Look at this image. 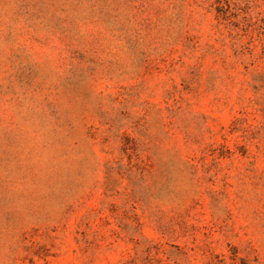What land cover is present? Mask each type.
I'll list each match as a JSON object with an SVG mask.
<instances>
[{
  "label": "rangeland",
  "instance_id": "rangeland-1",
  "mask_svg": "<svg viewBox=\"0 0 264 264\" xmlns=\"http://www.w3.org/2000/svg\"><path fill=\"white\" fill-rule=\"evenodd\" d=\"M0 264H264V0H0Z\"/></svg>",
  "mask_w": 264,
  "mask_h": 264
}]
</instances>
